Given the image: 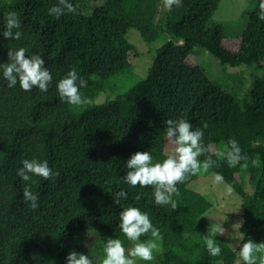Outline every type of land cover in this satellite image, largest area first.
Masks as SVG:
<instances>
[{"label": "trees", "instance_id": "trees-1", "mask_svg": "<svg viewBox=\"0 0 264 264\" xmlns=\"http://www.w3.org/2000/svg\"><path fill=\"white\" fill-rule=\"evenodd\" d=\"M221 1L182 0L157 20L161 0H69L76 11L59 19L48 14L57 0H0V33L9 11L18 14L22 31L19 40L0 35V63L7 62L8 50L23 47L26 55L41 56L52 76L48 91L41 92L24 91L19 84L9 88L0 73V264H66L70 251L97 264L107 238L120 239L128 250L132 242L118 227L119 213L128 206L147 213L159 230L160 250L153 253L158 264H235L238 248L231 249L219 235L214 239L221 254L207 252L201 237L211 226L202 218L212 204L189 188L196 177L214 173L222 174L241 199V244L264 242V78L243 101L220 88L205 68L188 62L199 49L223 66L264 70L258 5L242 19L240 49L232 53L222 46L230 25L212 20ZM132 29L148 44L165 42L145 82L116 89L109 77L129 80L137 57L126 40ZM103 56L120 69L111 73ZM72 69L87 82L80 89L87 104L69 105L58 94V81ZM102 94L107 100L95 103ZM179 118L203 130L207 151L199 159L217 165L178 183L180 196H173L177 208L172 209L155 204L151 186L131 187L120 178L136 152L149 151L153 162L166 158L164 121ZM229 138L247 157L235 167L215 155ZM23 159L46 160L53 177L22 181L17 170ZM26 183L38 195L35 210L23 199ZM121 190L127 199L116 204L113 196ZM151 239V233L140 237Z\"/></svg>", "mask_w": 264, "mask_h": 264}, {"label": "clouds", "instance_id": "clouds-1", "mask_svg": "<svg viewBox=\"0 0 264 264\" xmlns=\"http://www.w3.org/2000/svg\"><path fill=\"white\" fill-rule=\"evenodd\" d=\"M182 0H164L166 10L171 11L173 6L180 7ZM258 18L264 20V0H259ZM75 7L69 0H57V4L48 10V14L59 19L67 13H74ZM4 31L0 33L4 39L19 40L22 36L21 20L15 11L4 14ZM26 49H10L7 52V62L0 63V73L8 82L9 88L19 84L24 91H30L33 87L41 92L48 91V86L52 81L50 71L44 66L41 56L33 54L26 55ZM87 87V82L78 76L75 69L70 70L61 78L57 85V91L62 101L69 105L80 106L88 103L86 97L81 95L80 89ZM165 136L172 145V151L160 162H153V157L149 151L136 152L127 160L125 167L126 174L121 177V181L131 187L153 188L155 204L170 205L172 209L177 208V202L173 196L179 197L180 191L176 187L178 183H183L189 175L207 173L210 168L217 165V161L206 158L199 159L207 149L201 143L204 132L200 128L194 129L192 124L183 119H167L164 121ZM206 127V126H205ZM219 160L226 161L229 167L237 166L247 157L241 153L239 143L234 138H229L225 145H222L216 152ZM22 167L17 170V175L24 182H31L33 176L48 180L53 177V171L48 162L37 159H23L20 161ZM253 163H258L254 161ZM247 167V164L244 165ZM59 175V173H55ZM214 181L217 184L224 183V177L220 173H214ZM231 191V186L226 185ZM23 199L35 210L38 208V195L31 190V183H26L22 189ZM127 199V194L121 190L114 194V203L119 204L120 199ZM141 197L137 195L136 199ZM118 227L132 242V247L125 249L120 239L107 238L103 247L104 256L97 264H137V261H152L154 251H159L156 240L161 239L160 232L155 228L147 213L141 212L138 208L128 206L119 213ZM244 221L240 220L233 225L234 228L242 227ZM151 233L153 239L141 241L140 237ZM225 229L221 224H213L211 232L201 237L207 252L213 256L221 254L219 243L214 239L217 235H224ZM240 241H244V234L239 232ZM236 250L237 264H264V242L254 243L251 239L242 244L239 243ZM66 264H93L88 255L70 251L66 257Z\"/></svg>", "mask_w": 264, "mask_h": 264}, {"label": "rangeland", "instance_id": "rangeland-1", "mask_svg": "<svg viewBox=\"0 0 264 264\" xmlns=\"http://www.w3.org/2000/svg\"><path fill=\"white\" fill-rule=\"evenodd\" d=\"M259 4V0H222L216 12L213 15V22L221 24H229L224 32L225 37L222 41V46L229 52L236 53L240 49L241 27L243 26L242 19L245 14L252 11ZM167 10L164 6V0H161L158 8L157 20L166 14ZM126 40L131 43L136 51L137 57L133 62V69L130 79L122 76L111 75L108 79V84L116 89H125L134 83H143L148 78V72L156 59L155 52L161 48L165 40L152 44L146 43L140 34L132 29L126 35ZM96 46L99 43L94 41ZM106 68L111 73H115L120 69L117 62L103 56ZM188 62L193 65H200L206 69L209 77L224 91L236 95L243 101H248L251 98L254 82L257 79L264 78V70H252L248 65L241 67L223 66L220 62L210 55L208 52L196 49L195 53L188 58ZM107 95L102 94L98 97L95 103L100 104L107 100ZM165 151L170 154L172 145L165 138ZM190 189L200 193L211 204L212 207L204 216L203 221L212 226L213 224H221L225 229L224 235H219L226 244L233 250L237 249L240 241L239 232L242 233V227L239 232L233 227L238 221L243 220V210L241 208V199L233 191H228L226 184H217L214 181V175L198 176L190 184ZM245 191L251 194L252 189L249 184H246ZM137 264H158L153 259L152 261H137ZM237 264V261L236 263Z\"/></svg>", "mask_w": 264, "mask_h": 264}]
</instances>
